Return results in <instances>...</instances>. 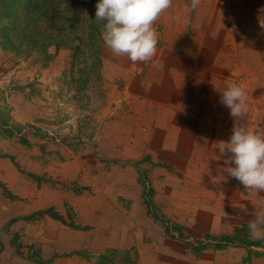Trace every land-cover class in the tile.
I'll list each match as a JSON object with an SVG mask.
<instances>
[{
  "label": "crops",
  "instance_id": "0c3cea01",
  "mask_svg": "<svg viewBox=\"0 0 264 264\" xmlns=\"http://www.w3.org/2000/svg\"><path fill=\"white\" fill-rule=\"evenodd\" d=\"M189 5L172 0L155 21L150 62L102 43L98 157L56 134L37 148L0 128V233L9 237L0 264H264V240L241 234L264 192L248 194L222 171L219 142L234 121L218 91L240 85L249 105L240 123L264 136V0ZM131 164L147 189L129 184Z\"/></svg>",
  "mask_w": 264,
  "mask_h": 264
},
{
  "label": "rangeland",
  "instance_id": "374dc122",
  "mask_svg": "<svg viewBox=\"0 0 264 264\" xmlns=\"http://www.w3.org/2000/svg\"><path fill=\"white\" fill-rule=\"evenodd\" d=\"M15 1L0 0V14ZM50 1L59 8L53 22H48L44 15L35 20L26 18L25 11L31 7L25 3L15 16L4 19L0 15V72L4 76L0 81V128L25 145H29L26 137L35 138L30 145L37 148L42 137L54 141L56 134L58 143L69 150L91 152L98 157V140L103 131L100 111L104 110V81L100 69L104 41L101 38L93 43L88 37L92 31H102L103 22L94 20L98 0ZM32 11V16H37ZM130 167L129 184L147 189L146 173L141 174L135 164ZM171 232L182 239L176 227ZM1 233L0 252L2 235L9 238L6 232ZM247 233L246 228L241 231L245 236ZM14 243L20 249L15 239Z\"/></svg>",
  "mask_w": 264,
  "mask_h": 264
},
{
  "label": "clouds",
  "instance_id": "9594fccd",
  "mask_svg": "<svg viewBox=\"0 0 264 264\" xmlns=\"http://www.w3.org/2000/svg\"><path fill=\"white\" fill-rule=\"evenodd\" d=\"M200 3L201 0H190L187 10L197 9ZM171 5L172 0H98L94 20L103 22L102 39L114 55L126 56L133 63H147L157 52L158 34L153 25ZM258 11L264 13V6ZM258 22L264 30V18ZM153 66L161 71L165 67L159 61ZM218 91L220 103L230 109L234 121L229 140L219 142L220 155L225 157L222 171L238 180L248 194L264 192V136L240 123L249 112L246 93L238 84H227ZM240 208L247 212L244 206ZM251 215L249 236L264 240V207L255 206Z\"/></svg>",
  "mask_w": 264,
  "mask_h": 264
},
{
  "label": "trees",
  "instance_id": "16d2710c",
  "mask_svg": "<svg viewBox=\"0 0 264 264\" xmlns=\"http://www.w3.org/2000/svg\"><path fill=\"white\" fill-rule=\"evenodd\" d=\"M2 1H8V0H2ZM43 0H16L14 3H9V7H7L8 9L6 10V8L4 7V9L1 12V18L3 17L8 18L9 15L15 16V13L17 12L19 14V7L23 6V4H27L28 8L31 7L30 10L25 11V17L26 18H32L33 20H35L37 17H41L44 15V17L46 19H48V22H53V18L56 17V12L57 10H59V8L57 7V5L53 2H51L50 0H44V2H42ZM42 2V3H41ZM18 4V5H16ZM43 4V5H42ZM8 6V5H7ZM11 8V9H10ZM34 10L37 13V16H32L34 14V12L32 11ZM7 16V17H6ZM20 17V16H19ZM51 27H54V25L50 24ZM38 34H40L39 32V28H36ZM37 32H33L32 34H36ZM42 34V33H41ZM89 38L93 39L94 42L96 43L97 41H99L102 38V31H92L90 32ZM148 205L151 208L152 207V203L150 201H148ZM157 218V217H156Z\"/></svg>",
  "mask_w": 264,
  "mask_h": 264
}]
</instances>
